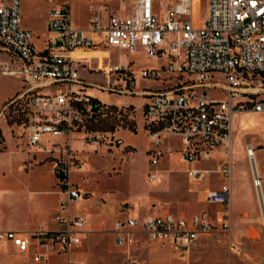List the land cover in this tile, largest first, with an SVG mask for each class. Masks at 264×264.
Masks as SVG:
<instances>
[{"label":"built area","instance_id":"obj_1","mask_svg":"<svg viewBox=\"0 0 264 264\" xmlns=\"http://www.w3.org/2000/svg\"><path fill=\"white\" fill-rule=\"evenodd\" d=\"M47 1L51 5L47 29L53 37L38 52L34 33L22 27L21 0H0V52L8 58L1 74L22 77L26 84V92L17 103L25 102L30 109L27 133L31 148H39L45 137H63L70 146L73 133L81 128H85L83 140L90 147L106 140L107 134L86 131L84 125L87 119L109 108L89 88L148 97L144 116L154 145L148 180L155 183L164 137L181 140L183 147L175 156L189 165L231 149L235 115L264 114V0H209V15L201 27L194 22L195 0H162L161 16L155 13L154 0H103L87 31L73 26L69 0ZM109 1L120 7L111 8ZM96 34L105 35L101 44L93 38ZM102 45L129 55L142 49L151 58L167 60L160 69L142 71L139 78L161 82L175 78L176 83L167 89L136 92L137 74L130 65L121 64L99 68L98 72L108 79L106 85L94 87L83 82L78 71L83 66L76 52H94ZM88 54L91 60L98 58ZM220 93L224 94L223 99L219 98ZM112 139L114 144L117 140L114 136ZM259 151L254 145L246 147L253 187L258 201H264ZM58 174L65 177L60 179L64 182L60 202L67 214L57 218L62 229L49 232L41 228L25 236L0 231V247L11 246L20 253L32 254L36 263L48 264L53 252L66 256V264H79L72 258L73 250L87 236L80 231L87 223L83 218H73L70 207L73 202H81V193L68 183L70 169L60 167ZM187 174L197 179L202 171L190 169ZM222 175L228 183L209 191L204 201L222 205L230 212L231 167L224 168ZM213 228L198 217L187 221L164 212L142 223L119 219L113 224L112 234L117 246L128 254L126 264H137L130 252L139 243L189 250L201 237L212 235ZM30 237L37 240L35 244ZM34 245L46 251H32Z\"/></svg>","mask_w":264,"mask_h":264},{"label":"rangeland","instance_id":"obj_2","mask_svg":"<svg viewBox=\"0 0 264 264\" xmlns=\"http://www.w3.org/2000/svg\"><path fill=\"white\" fill-rule=\"evenodd\" d=\"M69 1L73 26L90 30L100 0ZM161 1L154 0V10L159 16ZM50 6L46 0H21L22 27L34 33L38 52L43 51L47 39L53 37L47 29ZM112 6L114 9L120 7L117 2ZM208 15L209 0H196L195 25L203 26ZM102 21L106 24L105 15ZM93 38L101 44L105 35L96 34ZM93 54L102 59L90 60L78 71L80 77L94 87L108 82L107 77L98 72L99 68L116 64L130 65L137 74L136 92L167 89L176 83L175 78L164 82L140 79L142 71L160 69L167 64V60L151 58L142 49L129 55L102 45ZM7 60L0 52V127L6 146V151L0 153V230L24 231L39 223L42 217L50 220L49 213L57 207L64 187L58 169L65 166L70 169L68 183L81 193V202L72 203L70 215L83 218L87 223L80 230L87 236L82 245L73 250L72 258L79 264H126L128 254L117 246L112 234L114 222L135 219L142 223L164 212L176 219L190 221L198 217L207 220L214 227L213 234L201 237L185 252L139 243L130 252L137 264H264L262 210L246 155L248 145L260 149L257 161L264 174V114L235 115L231 149L218 151L208 160L189 165L175 156L183 147L181 140L164 137L163 156L157 166L159 178L150 183L148 172L152 169L150 161L154 145L148 137L144 116L150 98L89 88L102 103L124 110L128 123L120 122L114 131H110L106 122H99L100 118L87 119L84 123L86 131L107 134L106 140L96 147L84 142L85 128H81L73 133V145H66L63 137H45L39 148H31L27 133L29 122L18 120L20 108H27L25 102L17 103L26 92V84L22 77L1 74ZM219 98L223 99L224 94L220 93ZM131 124L135 130L129 127ZM111 136L117 140L114 144ZM229 166L232 170L230 212L222 205L204 201L209 191L228 183L222 170ZM190 169L201 170L202 175L193 179L187 174ZM51 189L55 195L49 193ZM39 211L44 215L35 216ZM60 213L66 216L67 210ZM18 233L25 236L23 232ZM30 240L33 244L37 241L32 237ZM35 247L32 246V251ZM6 249H0V264H43L34 262L32 255H15ZM66 261V256L51 252L48 264H66Z\"/></svg>","mask_w":264,"mask_h":264},{"label":"crops","instance_id":"obj_3","mask_svg":"<svg viewBox=\"0 0 264 264\" xmlns=\"http://www.w3.org/2000/svg\"><path fill=\"white\" fill-rule=\"evenodd\" d=\"M47 1V0H46ZM48 2V1H47ZM100 3V5H102V3H103V0H100L99 1ZM112 1H109V4H110V7L111 8H113V6H112ZM49 9H50V7L47 9V17H48V12H49ZM47 22H48V20H47ZM25 28V27H24ZM76 29H78V30H88L87 28H83V27H81V28H79V27H75ZM26 29H28V30H30L29 28H26ZM88 53H93V51H91V52H88ZM88 53H86V52H76V55L80 58V62H81V64H82V66H87L86 65V63L88 62V61H90L91 59L89 58V54ZM81 79H82V81L83 82H87L84 78H82L81 77ZM94 94V93H93ZM95 95V94H94ZM96 97V96H95ZM97 98V97H96ZM71 145H73V141H72V143H71ZM54 179V178H53ZM52 184H53V182H52ZM51 188H52V186H51ZM39 193V192H38ZM42 193V192H41ZM49 193H52V194H54L53 192H52V189H51V191L49 192ZM55 195V194H54ZM56 196H58V195H56ZM61 199L59 198L58 199V205H57V207L54 209V211H52V212H50L49 213V217H50V220L47 218V219H45V217H42L40 220H39V223H37L35 226H33V227H30V228H26L24 231H18V230H13V231H16V232H23V233H25V235H30V234H33V233H35V232H37L38 230H40L41 228H45V229H47L49 232H58V231H60L61 229H62V225L57 221V218L58 217H61V216H63V215H61V213H60V211H62L63 209H62V207H61ZM44 212L43 211H39L37 214H35V216H42V215H44L43 214ZM23 230V229H22ZM0 231H2V230H0ZM8 231H12V230H8ZM36 249L35 250H38V251H42V252H45L46 250H45V248L44 247H42V246H36L35 247ZM0 249H6V247H0ZM7 250V252L8 253H14L15 255H20V254H23V253H20V252H18L16 249H14L13 247H11V246H9V248H7L6 249ZM27 255V254H26ZM30 255H32V254H30ZM21 256V255H20Z\"/></svg>","mask_w":264,"mask_h":264},{"label":"trees","instance_id":"obj_4","mask_svg":"<svg viewBox=\"0 0 264 264\" xmlns=\"http://www.w3.org/2000/svg\"><path fill=\"white\" fill-rule=\"evenodd\" d=\"M96 101V100H95ZM19 103H23V102H19ZM27 106V105H26ZM30 113V109L27 106L26 110H23L22 107L20 108L19 111V116H18V120L22 121V120H29L28 115ZM98 118H100L101 123H107V125L110 126V131H114L116 125H118L120 122H127L128 123V115L125 114L124 110H119L117 107L115 106H109V108L107 110H105V112L101 113L99 116H97ZM96 118V116H95ZM129 127L133 130H135V126L133 124L129 125ZM6 151V146H5V140L2 134V129L0 127V153H3ZM61 180L65 179L64 176H59Z\"/></svg>","mask_w":264,"mask_h":264},{"label":"bare ground","instance_id":"obj_5","mask_svg":"<svg viewBox=\"0 0 264 264\" xmlns=\"http://www.w3.org/2000/svg\"><path fill=\"white\" fill-rule=\"evenodd\" d=\"M195 3H196V0H195ZM231 154H232V152H231ZM259 203H260L261 210H262V213H261V220H260V221H262L263 224H264V201L261 199V200L259 201ZM79 204H80V203H79Z\"/></svg>","mask_w":264,"mask_h":264},{"label":"water","instance_id":"obj_6","mask_svg":"<svg viewBox=\"0 0 264 264\" xmlns=\"http://www.w3.org/2000/svg\"><path fill=\"white\" fill-rule=\"evenodd\" d=\"M171 249L176 251V252H185V251H187L185 248H179L178 250H176L175 248H171Z\"/></svg>","mask_w":264,"mask_h":264}]
</instances>
